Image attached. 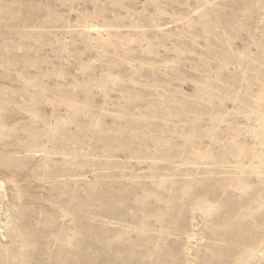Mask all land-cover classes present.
Here are the masks:
<instances>
[{
	"label": "rangeland",
	"instance_id": "1",
	"mask_svg": "<svg viewBox=\"0 0 264 264\" xmlns=\"http://www.w3.org/2000/svg\"><path fill=\"white\" fill-rule=\"evenodd\" d=\"M0 264H264V0H0Z\"/></svg>",
	"mask_w": 264,
	"mask_h": 264
}]
</instances>
